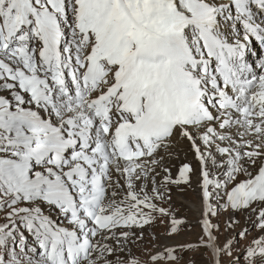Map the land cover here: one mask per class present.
<instances>
[{
	"label": "snow or ice",
	"instance_id": "snow-or-ice-1",
	"mask_svg": "<svg viewBox=\"0 0 264 264\" xmlns=\"http://www.w3.org/2000/svg\"><path fill=\"white\" fill-rule=\"evenodd\" d=\"M255 46L264 0H0V264H148L127 242L156 220L173 234L183 225L164 204L194 169L174 179L165 160L185 142L201 235L177 247L264 264ZM221 210L229 231L241 214L250 224L239 251L214 234Z\"/></svg>",
	"mask_w": 264,
	"mask_h": 264
},
{
	"label": "rangeland",
	"instance_id": "rangeland-1",
	"mask_svg": "<svg viewBox=\"0 0 264 264\" xmlns=\"http://www.w3.org/2000/svg\"><path fill=\"white\" fill-rule=\"evenodd\" d=\"M185 145H187L186 142ZM190 154L194 158L193 153ZM166 160L174 162L175 166L169 168L173 178L178 176L179 167L183 163L187 162L184 159H178L177 156H172L170 159L166 158ZM187 163L193 165L192 167L194 169V171L190 174L191 183L194 182L195 178V180L198 179L199 181V176H196L197 173L199 175L198 162L195 160V162L189 161ZM165 166H167V164H165ZM191 183L185 184L181 182L179 187L172 185L171 204H164L165 207H170L175 210L177 218L179 217L184 219L185 224L180 227L178 233H171L170 228L167 226L168 219L166 218L164 221L156 220L152 228L149 229L146 227L145 231L138 233L139 238L137 240H129L127 242L130 243L128 245L137 255L140 256L142 261H148V264H151V261L149 260L150 255L156 253L164 254L168 248L175 247V255L179 257L178 260L170 261L167 259H161L155 262V264H210L209 249L202 248L199 252L194 253L187 250H182L181 248L177 247L180 244L196 241L201 235V225L199 223L200 188L198 187L199 189L197 191L195 190L196 188H190L189 185H191ZM149 187H151V185H149ZM212 203L214 207L219 209L220 206L216 198H213ZM227 217L228 213H225L222 210L220 211L218 217H210L214 224H219V228L213 230L214 234L218 236L221 242H223L228 237H233L234 243L236 244V250L239 251L246 241L237 235V231L245 226L250 227V224H246V217L241 214L236 218L238 223L233 224V229L229 231V229L226 227V223H230L227 220ZM251 235H256L255 229L252 230ZM114 241L115 240H112L111 242ZM239 259L242 260L243 257H239Z\"/></svg>",
	"mask_w": 264,
	"mask_h": 264
},
{
	"label": "bare ground",
	"instance_id": "bare-ground-1",
	"mask_svg": "<svg viewBox=\"0 0 264 264\" xmlns=\"http://www.w3.org/2000/svg\"><path fill=\"white\" fill-rule=\"evenodd\" d=\"M254 51H256V52H258V53H262L261 52V49H259V47L258 46H255V48H254ZM256 57H253V59H255ZM185 146H187V145H185ZM185 146H183V150L177 155L176 153H173V157L174 156H177L178 157V159H184V160H186L187 162H189V161H194L195 162V159L191 156V154L190 153H192V151H189L188 150V147H185ZM189 152V153H188ZM170 159V158H169ZM186 162V163H187ZM191 163V162H190ZM165 164H167V167H174L175 165H174V162L173 161H167V160H165ZM193 164H195V163H193ZM193 166V165H192ZM196 166V165H195ZM157 171H159V172H161V174H163L162 173V168H158L157 169ZM197 177L199 176L198 175V173H197V175H196ZM193 177V176H192ZM175 178H178V176H175L174 177V179ZM158 179H159V177H158ZM196 179V178H195ZM194 179V182H192L191 183V185H189V187L190 188H196L195 190L197 191L199 188V181H198V179L197 180H195ZM171 187V189H172V187L173 186H170ZM200 193V192H199ZM213 198H215V197H213ZM182 199V198H181ZM199 201V200H198ZM213 201V200H212ZM180 203V202H179ZM200 203V202H199ZM177 205V204H176ZM179 206V205H178ZM178 219H181L182 221H183V224H185V222H184V219H182V218H179L178 217ZM154 223L155 222H153L152 224H151V226H146V227H148L149 229L150 228H152L153 226H154ZM167 226L169 227V221L167 222ZM146 227H144L143 228V230L142 231H145V229H146ZM126 230H128V229H119V230H117V236H119V233H120V231H126ZM131 231L133 232V233H135L136 235H133V236H131L130 237V240H137L138 238H139V235H138V233H141V230L139 229V228H132L131 229ZM123 238H121V240H122ZM110 243H112V244H115L116 243V241H114V242H111V241H109ZM128 244H130V243H128Z\"/></svg>",
	"mask_w": 264,
	"mask_h": 264
}]
</instances>
